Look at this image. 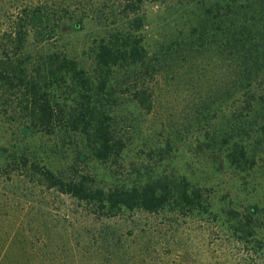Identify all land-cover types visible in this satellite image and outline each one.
Masks as SVG:
<instances>
[{"label":"trees","instance_id":"1","mask_svg":"<svg viewBox=\"0 0 264 264\" xmlns=\"http://www.w3.org/2000/svg\"><path fill=\"white\" fill-rule=\"evenodd\" d=\"M148 1L171 10L195 5L205 10L187 33L157 51L130 28L115 26L97 43L92 72L65 53L46 52L49 41L84 21L121 26L122 19L143 28L138 10ZM21 10L0 45V110L27 133L70 132L80 137L93 158L108 162L128 148L130 139L118 130L116 115L132 108L160 115L155 131L163 145L154 138L151 150L163 146L169 151L174 139L184 140L200 130L204 146L215 156L214 167L219 158L240 172L258 165L259 146L264 144V0H31ZM30 36L42 46L33 60L26 50ZM164 94H169L167 104L188 95L178 129L175 121L170 123L173 115L162 102ZM223 111L228 113L226 125L212 133V122ZM133 121L132 126L140 128L135 125L140 121ZM30 167L37 183L87 204L98 216L128 214L133 221L142 213L166 216L176 225L178 246L194 243L182 220L190 227L197 222L206 226L202 240L216 233L219 259L229 260L224 264H264V204L258 201L244 207L230 200L216 208L210 188L188 175L157 174L106 190L94 186L87 175L69 178L36 163ZM102 233L111 244V258H119V264L148 263L158 252L150 228L132 233L136 247L125 243L128 237L115 227L106 226Z\"/></svg>","mask_w":264,"mask_h":264},{"label":"rangeland","instance_id":"2","mask_svg":"<svg viewBox=\"0 0 264 264\" xmlns=\"http://www.w3.org/2000/svg\"><path fill=\"white\" fill-rule=\"evenodd\" d=\"M30 1L0 0V45L7 41L21 9ZM204 10L203 5L177 6L171 10L161 2L148 1L138 10V15L145 21L143 28L131 26L129 21L122 19H119L121 26H111L112 22L101 23L97 19L84 21L80 27L72 25L49 41L46 52L65 53L92 72L97 43L116 27L130 28L142 36L151 51H157L163 43L187 33ZM26 50L33 60L41 53L42 46L30 36ZM168 95L162 96V102L173 115L170 123L175 121L176 127H182L183 113L188 108L184 97L188 95H179L167 104ZM131 109L124 108L116 115L118 130L130 139L128 148L108 162L93 158L79 136L70 132L55 135L27 133L18 120H12L9 113L0 110V264H119V258H111V244L103 239L106 226L119 229L128 237L125 243L133 247L137 243L133 242L132 233L150 228L158 252L153 254L154 260L142 264L229 263V260L219 259L215 250L216 233L202 240L206 226L197 222L190 227L182 220V225L189 227L184 230L191 233L190 239H194V243L188 240L180 245L184 246L181 248L176 243L181 241L175 236L176 225L166 216L142 213L136 221L128 214L107 219L92 213L87 204L47 188L33 178L32 163L69 178L81 179L87 175L94 186L106 190L128 187L157 174H174L179 178L188 175L210 188V198L216 208L226 207L230 200L244 207L254 201L264 204V144L259 146L258 165L249 172L229 167L222 158L214 167L211 157L215 156L204 146L203 131L196 130L184 140L176 138L172 148L164 150L163 146L158 147L163 145L158 144L162 138L158 136L159 131H155L160 128V115ZM161 115L164 117V109ZM227 118L226 111L218 114L212 122V133L222 132ZM131 119L134 120L132 123L140 121L135 124L140 128L133 127ZM171 130L168 128L167 132ZM154 138L158 146L151 150L148 146L153 145ZM135 239L139 241L138 237Z\"/></svg>","mask_w":264,"mask_h":264}]
</instances>
